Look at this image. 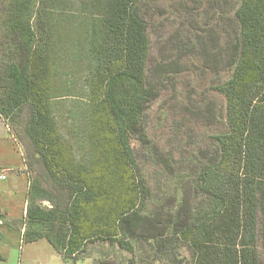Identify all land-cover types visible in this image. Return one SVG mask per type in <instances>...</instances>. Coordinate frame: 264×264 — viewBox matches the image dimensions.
I'll use <instances>...</instances> for the list:
<instances>
[{
	"label": "trees",
	"instance_id": "obj_1",
	"mask_svg": "<svg viewBox=\"0 0 264 264\" xmlns=\"http://www.w3.org/2000/svg\"><path fill=\"white\" fill-rule=\"evenodd\" d=\"M154 8L148 0H0V118L9 129L28 108L34 155L68 194L57 212L66 239L38 231L26 240L46 237L69 255L105 239L135 255L131 264H246L245 186L264 183V0H179L172 52L149 66ZM186 70L225 105L216 112L204 93L188 96L164 149L148 136L144 112ZM67 97L76 100L65 116L75 144H86L79 159L59 128L58 100ZM221 116L223 130L209 139L191 127ZM132 139L157 167L152 176ZM45 212L30 197L27 220L40 223Z\"/></svg>",
	"mask_w": 264,
	"mask_h": 264
},
{
	"label": "rangeland",
	"instance_id": "obj_2",
	"mask_svg": "<svg viewBox=\"0 0 264 264\" xmlns=\"http://www.w3.org/2000/svg\"><path fill=\"white\" fill-rule=\"evenodd\" d=\"M148 1L155 7L147 17L150 66L172 52L170 42L175 28L179 27L181 17L175 11L179 0ZM1 59L0 54V66L3 63ZM173 81L176 85L161 90L159 97L150 103L143 116L148 136L164 149L168 147L167 142L173 139L170 134L173 132L171 125L177 122L178 114L185 111L184 103L188 96L197 93L195 96L198 98L204 93L201 95L213 102L216 112H220L225 105L224 97L209 92L207 80L202 81L196 77V73L182 71ZM67 98H58L65 107L60 114L64 122L58 118L59 128L62 135L67 138L72 137L70 141L76 158L79 159L86 150V144L81 141L79 146L75 144L73 125L69 118L65 119V116L66 110L75 105L76 100ZM28 115V108H23L16 119L9 121V129L0 118V174L5 175L4 179L0 178V264H131L130 259L134 261L135 255L105 239H98L87 245L80 243L75 254L69 255L63 251V248L55 249L43 236L27 242L26 237L29 232L39 231L44 234L47 232L49 237L57 238V241L66 239L68 234L67 224L57 213L66 205L68 194L55 186L45 172L41 160L34 155L33 145L24 132ZM220 119L215 124L191 126L187 122L186 125L191 126L195 133H204L209 139V135L223 130L225 122L222 116ZM185 120L187 121V118ZM131 146L144 175L152 176L157 167L148 159L146 150L135 139L131 140ZM147 180L151 182L153 179L149 177ZM47 193L53 202L49 200ZM244 195L248 213L242 240L244 259L246 264H264V183H247ZM42 196L47 198H41ZM30 197L38 208L46 211L40 223H30L27 220L26 209ZM183 254L188 256L185 250Z\"/></svg>",
	"mask_w": 264,
	"mask_h": 264
},
{
	"label": "built area",
	"instance_id": "obj_3",
	"mask_svg": "<svg viewBox=\"0 0 264 264\" xmlns=\"http://www.w3.org/2000/svg\"><path fill=\"white\" fill-rule=\"evenodd\" d=\"M0 178L4 179L5 175L4 174H0Z\"/></svg>",
	"mask_w": 264,
	"mask_h": 264
}]
</instances>
